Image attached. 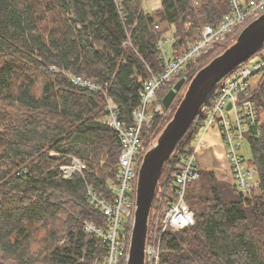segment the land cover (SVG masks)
<instances>
[{"label":"trees","instance_id":"1","mask_svg":"<svg viewBox=\"0 0 264 264\" xmlns=\"http://www.w3.org/2000/svg\"><path fill=\"white\" fill-rule=\"evenodd\" d=\"M141 2L0 0V264L104 262L106 245L86 231L84 221L106 227V217L87 202V186L111 196L106 181L116 178L121 152L117 134L102 121L105 93L131 122L150 70L162 69L158 40L174 25L172 54H182L197 39L196 30L207 24L218 26L231 10L230 0H161L147 12ZM221 43L215 41L158 90L151 105L153 125L144 127L143 147L170 107L163 103L165 95L186 69ZM263 51L264 45L259 52ZM68 73L105 88L93 91L75 85ZM178 93L174 111L184 97L176 103ZM252 98L258 109H264L262 81ZM197 120L163 168L151 218L167 174L163 195L168 199L162 212L174 198L173 182L193 149L205 114ZM260 130L249 136L250 162L257 168L260 191L241 196L233 178L201 168L186 194L196 221L165 231L161 264H264V121ZM73 158L84 164L82 172L75 170L66 177L62 167L71 165ZM132 225L128 216L119 229L120 264H126ZM152 231L150 221L149 236Z\"/></svg>","mask_w":264,"mask_h":264},{"label":"built area","instance_id":"2","mask_svg":"<svg viewBox=\"0 0 264 264\" xmlns=\"http://www.w3.org/2000/svg\"><path fill=\"white\" fill-rule=\"evenodd\" d=\"M231 10L226 13L220 24L216 27L207 24L191 43L184 53L172 54V43L176 41L174 25L158 40V47L162 58V69L150 70L148 79L144 82L140 103L132 111V121L126 120L118 103L107 92L105 93L106 113L102 121L116 134L121 144L119 164L115 179H107V189L111 196L97 193L92 184L87 186L86 199L91 205L99 208L106 217V227L97 225L94 221L85 220L84 228L88 233L98 235L106 245V257L102 264H120L119 229L124 218L130 216L134 219L136 210L137 188L139 169L143 161L144 127L153 125L155 112L151 105L158 99V90L165 86L173 76L186 66L191 60L196 59L217 39L224 38L225 32L231 31L236 26L244 28L254 19L264 14V0H230ZM254 58L251 63L249 61ZM244 64L230 78L221 79L213 91L208 95L206 102L201 107L197 118L205 114V123L196 134L192 151L183 160V167L173 182L174 198L162 212H157L153 217V231L147 236L145 264H161V242L166 230H179L195 223L194 211L187 202V185L199 178L200 166L197 161L198 150L204 145V138L212 126H216L226 146V155L231 174L237 188L244 194L260 191V179L257 168L251 165L244 151L248 136L260 133L261 121L257 115L258 108L252 98L254 91L253 79L259 75L258 81L264 84V51H259ZM73 84L84 86L93 91H103L102 84L83 79L73 73L69 74ZM227 76V75H226ZM258 83V82H257ZM229 104L231 107L228 108ZM197 118L189 132H193ZM255 129V130H254ZM254 130V131H253ZM243 150V152H242ZM79 161L74 167L82 172L84 164ZM66 177L71 166H63ZM166 186L162 189H164ZM163 194V192H162ZM168 199V196H165ZM129 248L126 255V264Z\"/></svg>","mask_w":264,"mask_h":264},{"label":"water","instance_id":"3","mask_svg":"<svg viewBox=\"0 0 264 264\" xmlns=\"http://www.w3.org/2000/svg\"><path fill=\"white\" fill-rule=\"evenodd\" d=\"M264 45V14L247 24L235 42L200 68L178 104L172 118L143 157L139 169L136 210L127 264H145L149 219L163 168L179 141L197 118L208 95L235 67L252 58ZM185 79L179 80L163 98L171 106ZM165 106V107H166ZM231 107L229 104L228 108ZM244 196L242 191H239Z\"/></svg>","mask_w":264,"mask_h":264},{"label":"rangeland","instance_id":"4","mask_svg":"<svg viewBox=\"0 0 264 264\" xmlns=\"http://www.w3.org/2000/svg\"><path fill=\"white\" fill-rule=\"evenodd\" d=\"M141 4H143L142 5L143 10L147 12V11H151V10L156 9L154 4H158V6H160L161 0H159V1L158 0H143V2H141ZM197 4H198V2H197ZM242 29H243L242 25H238L233 30L225 32L224 38H219L216 40V41H220L223 43L219 44L216 48L212 49L209 53L205 54L203 56V58L200 59L192 68L186 69V72L180 77V79H185V82H184V85L181 87V90H179L178 96L175 99L176 103H177V100L184 94L186 86L190 84V81H191L190 79L193 76V74L196 72L198 67L203 65L205 62L209 61L211 58L213 59L215 56H217L218 53H220L221 51H224L227 47H229V45L234 43ZM201 30H202L201 28L196 30L193 38H196ZM213 46L214 45L212 44L204 52L208 51ZM173 51H174V49H172V52ZM253 60H254V58H252L249 61V63H251V61H253ZM185 68H186V66H184L179 72H182L183 70H185ZM259 76H260V74L255 76V78L253 79L254 84L256 82H258ZM173 105H174V103H173ZM173 105L171 104L172 107L170 106L168 109H165L163 111V117H164L163 120H161L158 123V125L156 127L157 130L152 132L151 137L149 139H147L145 144H144L145 145L144 150H143L144 154H146V152L149 150V148H151L152 144L157 140L158 136L160 135V133L164 129V124H165L164 122L166 120L170 121V119L172 118L171 116H173V114L175 112L173 109ZM165 106H166V104H165ZM257 115L261 121H264V109H262V108L258 109ZM156 136H157V138H156ZM206 144H209V147L205 146ZM244 150L246 151L247 156L250 157V149H249V146L247 144L244 145ZM242 152H243V150H242ZM51 154L52 155H58L55 152H51ZM76 159H78V158H73L72 164L68 165V166H71L73 168V169H69L68 174H70L73 170H76L74 167L79 162ZM197 159H198V162H199V165L201 168H203V169H205V168H211L212 169L213 168L215 170L217 176H219L220 178H224V179H228V180L232 179V174H231L230 167H229L228 161H227L224 142H223V140L220 136V133L218 131V128L216 126H212L210 128V130L208 131V133L206 134V136L204 138V145H201L199 150H198ZM169 176H170V174L166 175L165 181L163 182L164 184L162 185L163 188L166 186V180ZM162 192H163V190H162ZM162 192L159 191V193H158V194H160V196L158 197L159 201L157 202V205H156L157 209H156L155 213L153 214V217L157 212H161V210H162L161 207H162L163 202L165 200V196L162 194ZM256 192H259V190H257ZM153 217L151 218V216H150V219H149V222L151 221V225H153ZM131 234H132V230H131ZM129 246H130V244H129ZM129 246H128V248H129Z\"/></svg>","mask_w":264,"mask_h":264},{"label":"crops","instance_id":"5","mask_svg":"<svg viewBox=\"0 0 264 264\" xmlns=\"http://www.w3.org/2000/svg\"><path fill=\"white\" fill-rule=\"evenodd\" d=\"M159 1V0H158ZM155 6H158V4H154ZM261 82V80L260 81H258V83L256 82L254 85H256L255 87H254V89L255 88H257V86H258V84ZM260 120V119H259ZM261 121V120H260ZM261 122H263V121H261ZM252 135H257V134H252ZM252 135H249V136H252ZM221 136V135H220ZM249 136H248V140H247V142H246V144L249 146ZM222 138V137H221ZM205 146H207V147H209V144H206ZM224 146H225V144H224ZM225 151L227 152V150H226V146H225ZM245 151V150H244ZM245 153H246V151H245ZM145 155V154H144ZM247 155V154H246ZM227 156V155H226ZM248 157V156H247ZM197 161H198V159H197ZM227 161H228V158H227ZM248 161H249V163L251 164V162H250V157H248ZM198 164H199V162H198ZM228 165H229V162H228ZM252 165V164H251ZM200 166V165H199ZM254 166V165H253ZM256 167V166H255ZM213 169V168H212ZM200 170H201V167H200ZM200 177V176H199ZM232 178H233V176H232ZM189 204V203H188ZM148 233H149V230H148Z\"/></svg>","mask_w":264,"mask_h":264},{"label":"bare ground","instance_id":"6","mask_svg":"<svg viewBox=\"0 0 264 264\" xmlns=\"http://www.w3.org/2000/svg\"><path fill=\"white\" fill-rule=\"evenodd\" d=\"M103 85V84H102ZM105 88V87H104Z\"/></svg>","mask_w":264,"mask_h":264}]
</instances>
